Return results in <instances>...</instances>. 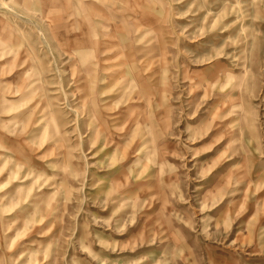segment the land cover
Returning <instances> with one entry per match:
<instances>
[{
	"label": "rangeland",
	"instance_id": "rangeland-1",
	"mask_svg": "<svg viewBox=\"0 0 264 264\" xmlns=\"http://www.w3.org/2000/svg\"><path fill=\"white\" fill-rule=\"evenodd\" d=\"M0 264H264V0H0Z\"/></svg>",
	"mask_w": 264,
	"mask_h": 264
},
{
	"label": "bare ground",
	"instance_id": "bare-ground-1",
	"mask_svg": "<svg viewBox=\"0 0 264 264\" xmlns=\"http://www.w3.org/2000/svg\"><path fill=\"white\" fill-rule=\"evenodd\" d=\"M103 108V107H102ZM107 108V107H106ZM96 130V129H95Z\"/></svg>",
	"mask_w": 264,
	"mask_h": 264
}]
</instances>
